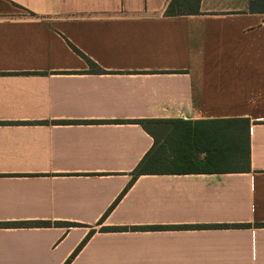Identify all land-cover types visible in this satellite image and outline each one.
I'll return each mask as SVG.
<instances>
[{"label":"crops","instance_id":"1","mask_svg":"<svg viewBox=\"0 0 264 264\" xmlns=\"http://www.w3.org/2000/svg\"><path fill=\"white\" fill-rule=\"evenodd\" d=\"M168 1L0 0V264H264V13ZM137 118H248V165L132 180Z\"/></svg>","mask_w":264,"mask_h":264},{"label":"trees","instance_id":"2","mask_svg":"<svg viewBox=\"0 0 264 264\" xmlns=\"http://www.w3.org/2000/svg\"><path fill=\"white\" fill-rule=\"evenodd\" d=\"M199 0H169L165 15H178L187 9L198 11ZM248 11L264 13V0H248ZM89 61V60H88ZM91 65L93 63L89 61ZM97 71V69H91ZM115 122L139 124L153 138V145L131 171L132 180L139 174L162 170H201L213 172L243 171L248 165V118H223L204 121H190L167 118L116 119ZM102 120H52L53 124L99 123ZM47 123V121H38ZM206 155L197 159L196 154L202 147ZM120 196V195H119ZM119 196L113 202L114 205ZM27 226H76L74 222L30 221L21 222ZM134 228V227H133ZM102 230L125 229V227H102ZM91 232L75 247L70 259L81 248Z\"/></svg>","mask_w":264,"mask_h":264}]
</instances>
